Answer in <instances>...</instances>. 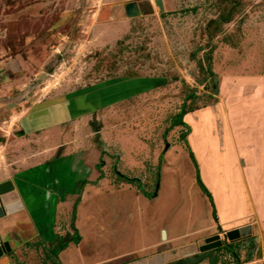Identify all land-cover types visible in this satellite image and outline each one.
I'll list each match as a JSON object with an SVG mask.
<instances>
[{
    "label": "rangeland",
    "instance_id": "obj_1",
    "mask_svg": "<svg viewBox=\"0 0 264 264\" xmlns=\"http://www.w3.org/2000/svg\"><path fill=\"white\" fill-rule=\"evenodd\" d=\"M156 1L0 0V173L48 161L65 175L71 163L61 160L73 156L81 175L62 226L68 233L46 244L26 228L12 264H62L52 250L75 237L89 188L87 263L264 264V243L230 242L219 227L191 145L204 117L214 133L225 124L239 82L264 77V0H162L163 11ZM131 3L142 16H126ZM90 94V112L68 119L71 105ZM182 111L188 126H173ZM25 113L50 122L64 115L60 129L29 135L21 132ZM205 176L218 181L211 170ZM165 226L177 240L164 239ZM215 236L223 246L203 253ZM153 242L158 248L145 254L109 260Z\"/></svg>",
    "mask_w": 264,
    "mask_h": 264
},
{
    "label": "crops",
    "instance_id": "obj_2",
    "mask_svg": "<svg viewBox=\"0 0 264 264\" xmlns=\"http://www.w3.org/2000/svg\"><path fill=\"white\" fill-rule=\"evenodd\" d=\"M237 85L236 91L230 95L227 110L224 109L223 112L225 124H218L214 133L211 131L210 117H204L200 122L203 130L199 136L197 135L198 137L195 135L196 127L193 128L191 145L201 164L202 181L213 197L219 227L224 232H230L251 226V238L256 237L259 242L264 243V77H253L246 83L239 82ZM91 101H95V99L91 100V94L75 101L70 107L71 111L70 109L66 111L68 119L71 118L70 115L76 117L82 112H90ZM63 113L60 118L56 117L52 122L47 121L48 119L38 121V117L33 118L32 115L25 113L21 117V132L36 135L39 130L45 134L51 128L60 129L57 124H59L58 119H62ZM42 123L50 128L42 130L40 127ZM56 143V145L62 144ZM51 145L52 143H49L47 147ZM66 160L71 165L75 161L74 157L70 156L62 159L61 163ZM27 162H31L30 159ZM206 164L210 165L209 168ZM71 165L70 171L65 175L60 170L61 165L48 167V161L18 171L7 167L6 172L0 173V183L5 181L15 183L18 199L23 205L22 209L0 220V242L8 241L12 249L15 248V243L21 240L20 235L23 236L26 228L31 230V235L40 237L46 244L57 243L65 233H68L70 227L67 226V230H62V226L69 218L75 200L79 198L81 177L78 164ZM207 170H211L218 179L216 184L205 176ZM126 190L135 194L136 200H139L140 197L131 188L124 187L120 192ZM90 197L91 188L86 192L84 201L78 208L76 224L82 240L79 244L70 243L59 254L62 264H79L80 259V264H91L84 259L83 251L85 248H90L91 243L86 246L89 242L86 240V224L84 225L82 220L84 218L82 211ZM213 227L212 223L210 228ZM87 230L90 234L91 228L88 227ZM161 230L167 233L166 239L168 237L173 241L177 240L176 232L170 233L166 226ZM142 234L141 231V236ZM154 248H158L156 242L146 247L142 246L140 249L136 246L135 250L119 253L109 260L115 257L133 258L139 253L145 254L146 251H152ZM153 261L154 258H151L148 263L141 261L134 264H153ZM161 261L164 263L163 258ZM256 263L257 261H252L248 264ZM0 264H12L10 257L3 258Z\"/></svg>",
    "mask_w": 264,
    "mask_h": 264
},
{
    "label": "water",
    "instance_id": "obj_3",
    "mask_svg": "<svg viewBox=\"0 0 264 264\" xmlns=\"http://www.w3.org/2000/svg\"><path fill=\"white\" fill-rule=\"evenodd\" d=\"M156 5L163 11L162 0H157ZM126 16L136 18L143 15V8L138 3H131L125 6ZM22 202L18 199L16 185L13 181L0 183V220L4 219L19 209H22ZM252 236V227L247 226L227 233L230 242L240 241L241 239ZM163 237L166 239V233L163 231ZM223 246L220 236H215L206 240V245L201 249L202 252L217 249ZM13 249L8 241L0 242V261L9 257Z\"/></svg>",
    "mask_w": 264,
    "mask_h": 264
},
{
    "label": "trees",
    "instance_id": "obj_4",
    "mask_svg": "<svg viewBox=\"0 0 264 264\" xmlns=\"http://www.w3.org/2000/svg\"><path fill=\"white\" fill-rule=\"evenodd\" d=\"M186 114H187V113H186L185 111H182V113L179 114L178 117H176V120H175V123H174L173 126H188V125L184 122V117L186 116ZM189 129H190V128H189ZM193 160H194V163H197L196 160L194 159V157H193ZM197 171H198V182H199L200 188L202 189V191L204 192V194L207 195V196L209 197V199H210V201H211V204H212L213 208H215V204H214L213 197H212L211 193L209 192V190H208V189L206 188V186L204 185V183H203V181H202V179H201V177H200L199 170H197ZM129 183H132V181L129 182ZM145 196H146V197H149L148 194H145ZM214 218H215V220L217 221L218 217H217L216 209H215V211H214ZM74 219H75V213H74L73 221H74ZM80 241H81V237H80L78 231H76V235H75V237L68 239L65 243H62L61 246H59V247H57L56 249L52 250V254H53L55 257H58L59 254H60L63 250H65V249L69 246L70 243L79 244ZM232 246H233V245H232ZM189 261H190L189 259H184V260H180V261H178V262L175 263V264H188ZM216 261H217V258L214 259V262H216ZM198 263H200V262H195L194 264H198Z\"/></svg>",
    "mask_w": 264,
    "mask_h": 264
},
{
    "label": "bare ground",
    "instance_id": "obj_5",
    "mask_svg": "<svg viewBox=\"0 0 264 264\" xmlns=\"http://www.w3.org/2000/svg\"><path fill=\"white\" fill-rule=\"evenodd\" d=\"M153 263H155V262H153Z\"/></svg>",
    "mask_w": 264,
    "mask_h": 264
}]
</instances>
